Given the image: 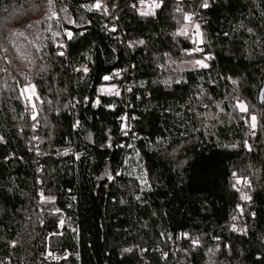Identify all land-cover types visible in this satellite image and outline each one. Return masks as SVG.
Instances as JSON below:
<instances>
[{"label":"trees","instance_id":"1","mask_svg":"<svg viewBox=\"0 0 264 264\" xmlns=\"http://www.w3.org/2000/svg\"><path fill=\"white\" fill-rule=\"evenodd\" d=\"M99 2L0 0V263L264 264V0Z\"/></svg>","mask_w":264,"mask_h":264},{"label":"snow or ice","instance_id":"2","mask_svg":"<svg viewBox=\"0 0 264 264\" xmlns=\"http://www.w3.org/2000/svg\"><path fill=\"white\" fill-rule=\"evenodd\" d=\"M140 3L143 4V3H144V0H140ZM85 7H87L88 10L91 11L92 8H97V9H99V8L101 7V4H100L99 0H97V3L94 4V5H92L91 7H88L87 5H85ZM133 7H135V5H133ZM160 7H161V3H160V2H157V0H153L152 4L149 6L150 10H149V11H142L141 14H142V15H149V14H153V15H154V14H155V13H154V9H157V8H160ZM202 7H203V8H207V7H208V4L205 3V4L202 5ZM106 11H107V10L105 9V12H106ZM186 19L190 20L191 17H190V16H186ZM196 30H197V36H199V35H200V33H199V25L196 26ZM110 31L115 32L116 29H115V28H111ZM68 35H69V37H70V36H71V33H68ZM196 43H197V44H200V43H202V40H197ZM196 51L199 52V51H202V49H201L200 47H197V48H196ZM60 55H63V53H60ZM206 59H210V57H206ZM197 63L200 65L201 68H207V67H208V64L205 63L204 61H200V60H198ZM77 71H80V69H77ZM83 72H84L85 74H87V72H88V68H87V67L84 68V69H83ZM103 79L107 81V80L110 79V77L104 76ZM30 91H32L33 95L35 94V88H34V86H32V88L30 89ZM236 106L239 108V110H240L241 112H246V111H247V108H246V106H245V104H244L243 102H238V104H237ZM256 119H257V118H256L255 116H252V117H251V120H252V122H253V123H252L253 125H255V121H256ZM108 178H109V179H112V177H108ZM239 182H240V181L237 180V183H239ZM244 182L247 183L246 181H244ZM137 199H139V197H137Z\"/></svg>","mask_w":264,"mask_h":264},{"label":"bare ground","instance_id":"3","mask_svg":"<svg viewBox=\"0 0 264 264\" xmlns=\"http://www.w3.org/2000/svg\"><path fill=\"white\" fill-rule=\"evenodd\" d=\"M94 4H96V3H94ZM94 4H93V5H94ZM100 4H101V7H100L99 9H97V8H92V10L95 11V12H100V11H105V9H106V10H107L106 13L112 18V21L115 22V19L112 17L111 10L106 6V4H103V3H101V2H100ZM192 29H193V23H190V25L188 26V28H187V30H186V35L188 36V38H187L188 41H190V35H193V34H192ZM65 37H66L67 39L70 40V37H69L68 33H66ZM195 53H197V54L200 56V52H197V51L195 50ZM205 63H206V61H205ZM84 68H86V67H79V68H76L75 72H83V69H84ZM77 69H80V71H77ZM83 73H84V72H83ZM100 92H101V89H98V90L96 91V98H95L94 103H93V105H92L93 108H96L97 105H98V99H97V96L99 95ZM117 93H118V91H117ZM126 121H129V120H128V116H127V112H125V114L119 119V134H120L121 130L124 128V125H125V122H126ZM129 122H130V121H129ZM251 133H253V131H252ZM39 196L41 197V193L39 194ZM61 225H62V220H60V223H59V227H60V228H61ZM46 254H48L49 256H50V255H59V256H64V255H65V258L59 260L58 262L63 261V260H66L67 257H68L67 253H63V254H52V253H49L48 251H46L43 255L40 256V258L44 259L45 261H50V262H53V263H58V262H54V261H51V260H49V259L46 260V259L44 258V256H45Z\"/></svg>","mask_w":264,"mask_h":264},{"label":"built area","instance_id":"4","mask_svg":"<svg viewBox=\"0 0 264 264\" xmlns=\"http://www.w3.org/2000/svg\"><path fill=\"white\" fill-rule=\"evenodd\" d=\"M25 105H26V108H30V102L28 100H25ZM129 130H130V122L129 121H126L125 122V125H124V128L120 132V135H122V136H128ZM31 145H32L31 146V150L33 151V153H34L35 156L42 155V153L36 149V146H34L35 145L34 139L31 140ZM44 258L46 260L49 259L51 261L58 262L59 260L64 259L65 258V255L64 256H59V255H50L49 256L48 254H46L44 256ZM0 264H11V263H10V260L9 259H4V260L1 261Z\"/></svg>","mask_w":264,"mask_h":264},{"label":"rangeland","instance_id":"5","mask_svg":"<svg viewBox=\"0 0 264 264\" xmlns=\"http://www.w3.org/2000/svg\"><path fill=\"white\" fill-rule=\"evenodd\" d=\"M196 65H199L198 63H196ZM33 86V85H32ZM32 86H27L24 88V96L25 99L31 101L33 97L37 96V91H36V87L35 88V94L33 95L32 91H30V89L32 88ZM104 92L106 93H111L114 94L115 92H117L115 90V86H106V88H102ZM44 154L48 155V156H55V157H66L70 155V150H58V151H50V152H44Z\"/></svg>","mask_w":264,"mask_h":264}]
</instances>
